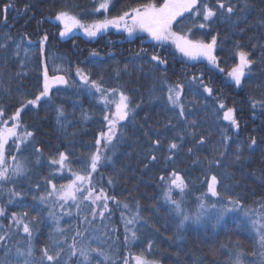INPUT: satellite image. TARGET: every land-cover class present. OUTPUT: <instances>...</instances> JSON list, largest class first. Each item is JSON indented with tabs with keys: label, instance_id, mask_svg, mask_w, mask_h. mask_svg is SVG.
<instances>
[{
	"label": "trees",
	"instance_id": "1",
	"mask_svg": "<svg viewBox=\"0 0 264 264\" xmlns=\"http://www.w3.org/2000/svg\"><path fill=\"white\" fill-rule=\"evenodd\" d=\"M146 2L148 0H114L107 15H118L130 6ZM155 2L159 4L163 0ZM232 3L239 7L240 0H232ZM10 4L14 7H9L5 13V7ZM250 4L251 7L245 13L237 11L238 21L217 20L211 30L198 29L191 21L184 25L185 29L192 28V36L205 41H209L211 35L200 36V33H219L216 55L220 68L225 70L221 72L207 61H188L176 52L171 43L160 46L146 33L129 37L126 32L111 30L92 40L81 33H74L67 38L60 37L62 25L54 20L56 12L66 9L84 22L91 23L103 19L105 15L103 11H93L95 0H0V43H8L7 49H0V105L5 107V115L10 116L20 107L21 100L34 98L41 89L43 63L48 64L50 75L53 74V60L62 64L68 71L60 74L66 75L69 81L68 85L52 88L51 101L42 100L40 107L29 105L21 113L23 125L34 132V137L32 142L21 146L20 153L13 154L23 159L32 171L8 185L22 192L23 200L8 205L6 193H0V204H4L9 212L27 210L31 217L35 214V208L43 207L32 198L43 194V178H51L57 185L66 184L73 178L66 170L63 174L55 172L50 176V170L56 166L49 165L47 158L65 151L69 153L73 169L80 171V165L95 149L99 131L106 130L105 122L101 121L102 105L85 91L87 86L76 74L79 68L92 79L100 80L106 88H122L131 96L133 104L140 105L135 109L134 122H124L127 124L126 135L117 144L112 162H102L93 174V183L97 189L103 188L110 196L114 195L117 200L127 202L131 211L109 201L111 218L93 221L97 227L89 229L88 235L99 236L102 241L100 246L113 252L117 264H123L121 257L129 256V249L124 246L121 212L125 218L133 215L138 202L142 219L129 227H135L141 239L131 247L132 253L146 247V242L151 240L152 254L159 259L160 264H229L228 249L234 250L237 247L245 252V264L258 259V256L252 257L249 254L258 252L255 233L251 230V219L264 217V112L259 106L254 111L251 104L253 97L264 100V56L261 55V46L264 45V24L261 23L264 20V0H250ZM44 33L48 34L49 40L41 55L36 44ZM25 34L33 43L28 44L24 40L20 55L15 56V45ZM9 36L11 40L6 39ZM236 41L251 52L250 58L257 61L252 66L251 76L245 77L244 85L240 88L235 87L227 76V72L238 62L234 48ZM93 52L97 55L93 56ZM154 53L166 58L167 65H157L152 61L151 55ZM193 75L197 77L196 81H192ZM164 80L168 84L184 85L182 102L185 105V117L176 115L178 109L168 104L166 86L162 84ZM201 81L212 87L213 96L203 91ZM217 97L227 107H235L240 121L239 133L228 129L231 141L222 140V129L227 126V121L217 118ZM61 107L65 116L58 123L57 109ZM82 113H87L91 119H83ZM12 123L9 121L10 127ZM178 134L184 136L182 143ZM200 136L206 138L205 145L196 143ZM252 136L257 144L249 150L247 146ZM157 138L161 140L160 148L155 150L157 160L150 161L146 157L149 156L151 141ZM172 140L180 143L181 147L172 160H167V144ZM238 144H243L245 148L240 161L235 158ZM190 147L192 153L188 152ZM35 148L41 149L43 153L39 164L35 163L40 155L35 152ZM206 158L219 159L220 163L209 169ZM9 163H12L10 157ZM173 170L184 176L189 185L183 197L184 212L190 217L201 213L199 223L189 220L183 227H179L180 217L173 211L174 205L163 199L164 182L159 177H168ZM209 174L216 175L220 180L218 191L221 200L226 203L230 198L239 201L241 205L237 210L228 212L217 226H214L213 219L217 209L210 206L217 197L204 195L207 192L205 177ZM110 178L113 184L108 183ZM37 183L41 185L38 190L33 187ZM173 196L180 198L178 192H173ZM202 196L205 202L203 209L199 207ZM19 204L24 207L21 208ZM88 204L85 201L81 205L82 214L88 212ZM221 206L218 205V208ZM69 207L71 215L61 213L59 207L56 212L57 216H62L60 226L67 229L70 242L73 229L78 224L83 229L84 225L71 202L65 205V212ZM47 211L44 209L40 214L43 223L39 226L35 240L37 249L49 243V234L54 230V221L48 217ZM245 213H248L247 217ZM9 222L0 218V223L5 226ZM105 225L108 227L105 228ZM113 228L117 231L113 232ZM104 231L113 239L108 240ZM117 236L119 239H115ZM0 259L4 257L0 255ZM129 259L131 261V257Z\"/></svg>",
	"mask_w": 264,
	"mask_h": 264
},
{
	"label": "snow or ice",
	"instance_id": "2",
	"mask_svg": "<svg viewBox=\"0 0 264 264\" xmlns=\"http://www.w3.org/2000/svg\"><path fill=\"white\" fill-rule=\"evenodd\" d=\"M114 0H95L96 6L93 8L94 12L105 13L103 19L94 20L91 23L84 22L77 15L71 11L62 9L56 12L54 20L62 25V30L59 31V36L67 38L75 30H81L88 37H96L101 33H106L110 28L117 31H123L129 37L137 33H146L152 40L156 41L158 45L162 46L165 43H171L175 46L184 57L189 60H205L211 66L218 68L221 72L225 70L220 68L218 57L216 55L218 47L219 33L211 34L210 31L200 33V36L211 35L209 41L202 38L192 36V28H184V25L191 21L198 29L211 30L212 26L217 20L233 21L239 20V13H245L250 7V0H240V5L232 3V0H163L162 3L157 4L155 0H148L146 3L136 4L130 6L127 10L118 15H107L110 6H113ZM9 7L14 5H7L4 9L5 13ZM27 11V5L25 6ZM187 14V15H186ZM182 18V19H181ZM199 18V19H194ZM6 19V17H5ZM264 24V20L261 21ZM175 25V28H174ZM11 40V37H6ZM27 40L28 44L33 41L25 34L24 38L15 45V56L20 55L21 44ZM49 40L47 33H44L36 47L39 49L41 55L44 54L45 45ZM262 47L261 55L264 56V45ZM8 43H0V49H7ZM235 56L237 63L231 67L227 72V76L234 82L235 87L240 88L244 85L245 77H250L252 74V66L257 61L250 58L251 52L241 47L239 41L234 43ZM27 51L25 55H27ZM93 56L97 53L93 52ZM151 60L155 61L157 65H167L166 58L159 54H152ZM264 62V61H262ZM68 69L63 67L62 64L56 63L53 60L52 75L49 74L48 64L45 62L42 66V87L37 92L34 98L21 100L20 107L17 108L10 116L5 115V107L0 105V193H6L7 204L11 205L23 200V193L17 191L15 187H8L14 184L15 179L26 177L32 171L23 159L19 158L13 153H20L21 146L32 142L34 132L29 131L21 121V113L29 105L32 107H40L42 100L51 101L53 98L52 88L56 85H68L69 81L66 75L60 73H67ZM76 74L80 77L82 83L87 86L85 91L92 95L97 103L102 105L101 108V121L104 123L106 130H101L95 139V149L89 154L86 161L81 165L80 171L73 169L72 161L69 158V153L59 151L55 156H49L47 163L56 166L55 169L50 170V176L55 172H63L66 170L71 174L72 179L66 184L53 183L51 178H43L45 190L43 194L34 195V201H38L42 208H35V214L29 217V212L24 211H11L9 212L4 204H0V218L9 220L10 222L5 226L0 223V255L4 259H0V264H117L113 252L105 250L101 247V238L97 235L89 236V229L97 227L93 225V221L99 219L105 221L111 218L112 209L109 207V201H113L117 206L131 211L127 202L119 201L112 195L110 196L103 188L97 191L96 185L93 183V174L96 173L102 162H112V155H115L117 144L121 142L126 135L127 124L125 121L134 122L135 109L140 107L138 103L133 104L131 96L122 88H106L100 80L92 79L83 69L77 68ZM192 81H196L197 77L192 76ZM203 91L208 96H213L212 87L203 84ZM166 86V99L168 104L173 109H178L176 115L185 117V105L182 102L184 85L181 83L168 84L167 80L162 81ZM198 93V89L196 90ZM98 94V95H96ZM217 118L222 121H227V126L222 129V140L231 141L232 137L227 134L228 129L231 128L235 133H239L240 121L236 116L235 107H227L226 104L219 100ZM257 106L264 112V100H256L253 97L251 107L255 111ZM57 122H61V118L65 116L63 108L57 109ZM85 120L91 119L87 113H82ZM132 118L130 121L129 118ZM9 121H12V126H9ZM192 123H195L194 121ZM175 127V125H171ZM22 129V131H21ZM195 136V133H191ZM147 135V134H146ZM181 143L184 140L183 134H178ZM11 142V143H10ZM115 142V143H114ZM196 143L198 145H205L206 138L200 136ZM257 144L254 136L250 137L248 149H253ZM161 146L159 138L151 141V148L149 149V156L146 159L156 161L157 155L155 150ZM181 144L176 140L169 141L167 144L168 155L167 160H172L176 151L180 150ZM225 151H227V144H225ZM37 156L36 164L41 163L40 157L43 155L42 150L39 148L34 149ZM193 149L188 148V152L192 153ZM245 151L243 144H238L236 148V160L240 161L242 153ZM111 153V155H105ZM221 154V158H222ZM9 157L12 163H9ZM207 160V158H206ZM197 163L199 161L197 160ZM219 159L207 160V166L211 169L213 166H218ZM147 167V164L145 165ZM159 179L164 182L163 199L174 205L173 211L180 217L179 227H183L185 223L192 220L199 223L202 214L197 213L195 217H190L184 212L183 197L189 185L185 177L176 171H171L168 177L161 175ZM207 180V192L204 195L217 197L215 202L211 203V208L217 209L214 214V226L219 225L228 212L235 211L241 207L240 202L227 199L225 203L220 199V192L218 185L220 180L214 174H209L205 177ZM109 184H113L110 178ZM50 186V190L49 187ZM37 190L41 187L39 183L33 185ZM173 192H178L180 198L177 199L173 196ZM201 203L199 207H205L204 197H200ZM88 204V212L82 214L81 205L85 202ZM62 202V203H61ZM71 202L76 208V214L81 217V222L84 225L81 229L78 224L70 237L67 229L60 226V219L62 216H57L56 208L59 207L61 213L71 215V208L65 212V205ZM218 205H222L218 208ZM23 208V204H19ZM264 207V205H262ZM47 209V215L54 221V230L49 234V243L37 249L35 240L39 232V226L43 221L40 219L41 212ZM108 213V216H105ZM248 216V213H245ZM91 218V219H90ZM121 218L124 223V246L129 249V256L121 257L123 264H160L159 259L155 258L153 253V242L148 240L146 247H142L137 253L130 251L131 247L141 239L138 230L130 225H136L141 219V212L139 204L133 215L125 218L124 213L121 212ZM264 217L261 219H251V230L255 233L257 240V251H253L249 255L257 257L249 262V264H264ZM247 223V221H245ZM108 225H105L107 228ZM117 230L113 228V232ZM104 236L108 240H112L113 236L104 231ZM119 239V237H115ZM94 241L95 246H94ZM229 264H245V252L243 249L237 247L236 249H228ZM97 257L99 259H97ZM131 257V261L129 259Z\"/></svg>",
	"mask_w": 264,
	"mask_h": 264
},
{
	"label": "rangeland",
	"instance_id": "3",
	"mask_svg": "<svg viewBox=\"0 0 264 264\" xmlns=\"http://www.w3.org/2000/svg\"><path fill=\"white\" fill-rule=\"evenodd\" d=\"M111 30H112V31H117L116 29H113V28H110L108 31H111ZM118 32H122V31H118ZM74 33H79V34L81 33V34H84L83 31H81V30H75L70 36H72ZM84 36H87V35L84 34ZM87 37H88V36H87ZM88 38H89L90 40H92L93 38H96V37H88ZM171 45H172V44H171ZM172 46L175 47L174 45H172ZM176 52H177L178 54H180V55L183 57V55H182L179 51L176 50ZM185 58L188 59L187 57H185ZM188 61H193V62H194V61H197V60H189V59H188ZM203 61H205V60H203ZM77 77H78V79L80 80V77H79L78 75H77ZM229 78H230V77H229ZM230 80H231V79H230ZM232 82H233V81H232ZM10 143H11V142H10ZM97 191H99V189H97Z\"/></svg>",
	"mask_w": 264,
	"mask_h": 264
}]
</instances>
